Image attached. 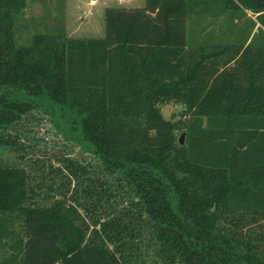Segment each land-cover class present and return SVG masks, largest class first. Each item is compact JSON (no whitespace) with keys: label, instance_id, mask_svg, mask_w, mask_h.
<instances>
[{"label":"trees","instance_id":"obj_1","mask_svg":"<svg viewBox=\"0 0 264 264\" xmlns=\"http://www.w3.org/2000/svg\"><path fill=\"white\" fill-rule=\"evenodd\" d=\"M57 5L18 43L0 0V149L36 113L94 164L0 159V264H264V0L109 6L96 37Z\"/></svg>","mask_w":264,"mask_h":264},{"label":"rangeland","instance_id":"obj_2","mask_svg":"<svg viewBox=\"0 0 264 264\" xmlns=\"http://www.w3.org/2000/svg\"><path fill=\"white\" fill-rule=\"evenodd\" d=\"M51 1V3H50ZM105 5L113 4L112 0H103ZM88 0H65V11L62 15L64 17L65 32L73 37H96L103 35L104 23L103 14L100 15L99 9H91L88 12L86 6ZM58 0H26V6L23 9L22 18L27 22V30H20L18 34V43H25L28 41V34L34 31H43L42 25L32 24L29 21L32 19L45 20L47 23L52 22L54 16L58 17L61 12L58 11ZM102 7V4L99 5ZM98 7V8H99ZM52 11V12H51ZM51 12V13H50ZM58 14V15H57ZM159 114L161 118L176 126L174 131L175 137L179 138L181 135V126L184 120L183 106L179 103L168 101L158 104ZM39 114H32L27 116V120L23 125L16 126L19 135V141L25 147L22 151L19 148L15 150L0 149V159L9 164H17L32 166L43 165V171L46 172L47 167H60L64 159H77L90 161L94 164V160L90 156L83 153L79 146L65 141L61 134L54 131L53 127L45 120L39 118ZM184 136V135H183ZM182 136V142H183ZM22 146V147H23ZM27 151V154H23ZM22 155V156H21ZM29 168V167H28ZM26 171L29 175L36 178L40 170L34 173L35 169H28ZM34 173V174H33ZM151 255V253H150ZM147 257L145 264H159L160 261L156 257ZM155 261V262H154Z\"/></svg>","mask_w":264,"mask_h":264},{"label":"crops","instance_id":"obj_3","mask_svg":"<svg viewBox=\"0 0 264 264\" xmlns=\"http://www.w3.org/2000/svg\"><path fill=\"white\" fill-rule=\"evenodd\" d=\"M88 1L89 2L87 3V5H85L87 10H89L88 12L91 13L90 10L93 8L95 10L99 9L100 15L103 14V9L105 7L120 6V7H125V8H135V7H141L143 5V2H144V0H112L113 4L105 5V1H103V0H88ZM50 3H51V1H50ZM64 3H65V0H63V13L66 12L65 8H64ZM100 4H102V7H99Z\"/></svg>","mask_w":264,"mask_h":264},{"label":"water","instance_id":"obj_4","mask_svg":"<svg viewBox=\"0 0 264 264\" xmlns=\"http://www.w3.org/2000/svg\"><path fill=\"white\" fill-rule=\"evenodd\" d=\"M182 136H183V133H181V135H180L179 138H178V142H179V143L182 142Z\"/></svg>","mask_w":264,"mask_h":264}]
</instances>
